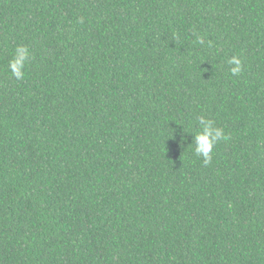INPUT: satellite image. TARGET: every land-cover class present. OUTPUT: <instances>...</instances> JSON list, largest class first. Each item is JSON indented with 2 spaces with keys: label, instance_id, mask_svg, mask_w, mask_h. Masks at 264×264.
Returning a JSON list of instances; mask_svg holds the SVG:
<instances>
[{
  "label": "trees",
  "instance_id": "trees-1",
  "mask_svg": "<svg viewBox=\"0 0 264 264\" xmlns=\"http://www.w3.org/2000/svg\"><path fill=\"white\" fill-rule=\"evenodd\" d=\"M0 264H264V0H0Z\"/></svg>",
  "mask_w": 264,
  "mask_h": 264
},
{
  "label": "clouds",
  "instance_id": "clouds-1",
  "mask_svg": "<svg viewBox=\"0 0 264 264\" xmlns=\"http://www.w3.org/2000/svg\"><path fill=\"white\" fill-rule=\"evenodd\" d=\"M197 41L200 44L204 43V39L199 36H197ZM31 58L32 54L26 45L18 46L8 66L12 76L17 80H23L24 69ZM227 63L231 66L230 72L233 76L241 73L242 61L239 57L233 56ZM197 122L200 130L195 134V154L203 158V163L207 166L212 162L216 145L222 140L228 141L230 137L225 135L224 130L216 126V122L212 119L201 115L197 118Z\"/></svg>",
  "mask_w": 264,
  "mask_h": 264
}]
</instances>
